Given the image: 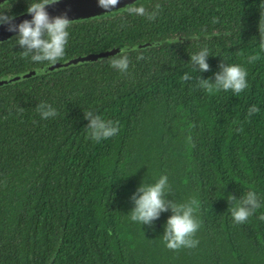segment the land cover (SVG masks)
<instances>
[{
	"label": "trees",
	"instance_id": "trees-1",
	"mask_svg": "<svg viewBox=\"0 0 264 264\" xmlns=\"http://www.w3.org/2000/svg\"><path fill=\"white\" fill-rule=\"evenodd\" d=\"M261 3L139 0L154 20L127 6L71 21L56 64L22 58L17 35L0 42V80L24 75L0 86V264H264ZM27 7L16 0L0 11L14 17ZM204 47L210 70L200 72L190 55ZM123 48L127 73L109 64ZM221 62L247 70L239 95L196 86L214 81ZM185 73L192 79L182 81ZM41 102L57 115L42 119ZM252 105L259 111L249 117ZM84 111L119 121V133L91 140ZM161 175L167 200L199 201L196 248L165 246L170 211L151 226L129 218L137 188ZM249 190L262 206L236 224L227 197Z\"/></svg>",
	"mask_w": 264,
	"mask_h": 264
},
{
	"label": "clouds",
	"instance_id": "clouds-1",
	"mask_svg": "<svg viewBox=\"0 0 264 264\" xmlns=\"http://www.w3.org/2000/svg\"><path fill=\"white\" fill-rule=\"evenodd\" d=\"M58 2L59 0H28L26 11L32 19L23 20L19 24H15V18L6 14L5 10L0 11V24L7 25L8 31L17 33L15 39L17 45L22 49V58H30L31 61L38 64H56L63 59L70 35L71 20L68 17L70 9H66L54 17L50 16L46 10V6ZM96 3L97 7L110 11L118 5L119 0H96ZM260 7L259 46L264 50V0H262ZM159 8L160 5L157 4L156 9L159 10ZM127 11L130 14L146 15L149 20H154L157 14L156 11L147 13L142 5L136 6L135 4L129 6ZM213 23H215V19ZM199 38V35L196 34L190 37L192 40H199ZM128 51L127 48L121 49L120 53L109 60L110 66L121 73H127L130 63ZM208 56L209 50L204 47L190 55V63L198 66L200 72H207L210 70L207 63ZM247 59L248 63H253L258 59V56L252 55ZM219 68L220 71L214 74V81L199 78L196 86L209 93L213 91H231L234 95H239L248 88L247 70L240 64L221 62ZM181 79L187 82L192 77L185 73ZM20 111L23 110L20 109ZM36 111L42 119L57 115L56 109L44 102L37 105ZM258 111V107L252 105L248 109V116L250 117ZM84 118L89 121L86 129L88 130V138L93 141L99 142L119 133V121L105 120L92 111H84ZM189 139L191 138L189 137ZM169 191L170 186L166 175H161L154 183H142L131 197L134 207L128 214L129 218L141 225L151 226L162 212L170 211L171 215L166 221L162 236L165 246L173 251H178L181 248H196L199 241L195 236L200 228V221L196 218L195 213L199 207V201L195 198H191L184 203L167 200L165 197ZM227 199L230 204L228 212L236 224L246 223L249 217L262 206L257 193L253 190L244 193L239 200L231 195ZM258 219L264 221V213Z\"/></svg>",
	"mask_w": 264,
	"mask_h": 264
},
{
	"label": "water",
	"instance_id": "water-1",
	"mask_svg": "<svg viewBox=\"0 0 264 264\" xmlns=\"http://www.w3.org/2000/svg\"><path fill=\"white\" fill-rule=\"evenodd\" d=\"M4 0H0V3ZM135 0H119V3L110 11H116L123 8L125 5L131 4ZM66 9H70L68 17L70 20H79L98 15L108 14L110 11H105L102 8L97 7L96 0H59L58 3L50 6H46V10L50 16H57L64 12ZM14 23L19 24L23 20H31L32 17L27 11L14 16ZM17 33L10 32L7 30V25L0 24V41L7 39L8 37ZM96 56L86 55L81 59L83 60H94ZM77 60H70L62 65H66L70 62L75 63Z\"/></svg>",
	"mask_w": 264,
	"mask_h": 264
},
{
	"label": "flooded vegetation",
	"instance_id": "flooded-vegetation-1",
	"mask_svg": "<svg viewBox=\"0 0 264 264\" xmlns=\"http://www.w3.org/2000/svg\"><path fill=\"white\" fill-rule=\"evenodd\" d=\"M10 1H12V2H15L16 0H4V1H2L1 3H0V8L1 7H8V4H9V2ZM137 1H139V0H135V1H133L131 4H129V5H125L123 8H121V9H119V10H116V11H110L108 14H106V15H109V14H111V13H115V12H118V11H121V10H123L124 8H126L127 6H131V5H133L135 2H137ZM3 4V5H2ZM23 11H25V10H23ZM89 18H92V17H89ZM89 18H85V19H89ZM79 20H83V19H79ZM71 21H76V20H71ZM17 34H15V35H12V36H10V37H8L7 39H9V38H11V37H13V36H16ZM6 40V39H5ZM4 41V40H3ZM0 42H2V41H0ZM83 57V56H82ZM82 57H80V59L82 58ZM74 60H79V58H76V59H74ZM76 61V62H77ZM65 63V62H64ZM64 63H61V64H58L59 66H65V65H62V64H64ZM53 66V65H52ZM52 66H50L48 69L49 70H52L54 67H52ZM26 75V74H25ZM20 77H24V75H20V76H14V77H11V78H3V79H1L0 80V86L1 85H4V84H6L8 81L10 82V81H16V80H18Z\"/></svg>",
	"mask_w": 264,
	"mask_h": 264
}]
</instances>
